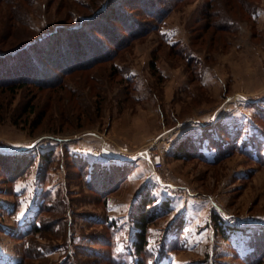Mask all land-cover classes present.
I'll return each mask as SVG.
<instances>
[{"label": "rangeland", "instance_id": "rangeland-1", "mask_svg": "<svg viewBox=\"0 0 264 264\" xmlns=\"http://www.w3.org/2000/svg\"><path fill=\"white\" fill-rule=\"evenodd\" d=\"M106 1L3 0L0 49L81 25ZM208 1L185 0L158 29L133 37L107 20L131 38L105 42L103 57L83 58L54 85L0 87V264L23 256V264H62L72 250V264H112L109 249L116 264H136L140 191L154 206L167 202L150 224L146 264H242L256 251L252 237L264 233V0ZM134 4L126 11L151 26ZM210 13L212 25L228 27L206 31ZM37 213L46 232L15 237Z\"/></svg>", "mask_w": 264, "mask_h": 264}, {"label": "trees", "instance_id": "trees-1", "mask_svg": "<svg viewBox=\"0 0 264 264\" xmlns=\"http://www.w3.org/2000/svg\"><path fill=\"white\" fill-rule=\"evenodd\" d=\"M2 1L3 0H0V2ZM183 1L185 0H107L102 3L98 10L93 11V13H91L92 15L85 17L88 21H83L84 23L81 25H67L65 23L58 26L56 30L49 31L50 33L46 35H38L35 41H27V43L22 42L20 45L18 44V47L6 52L0 49V87L7 89L10 93H16L19 89L25 88L30 84L40 86L54 85L62 79L65 73H69L76 68L84 66L79 63L83 58L89 59L93 57L90 61L92 64L103 57L99 56L98 51L100 52V49L104 48L105 42L109 43V40H112L113 44L121 45L126 43L129 38L146 31L150 27L158 29L165 16ZM213 1L214 0H211L206 3L208 7L212 8ZM132 3H135L134 7L140 6V8L142 7L148 10V13H146L149 15L148 17L153 20L151 26H149L147 22H142V20L138 18H133L132 14L126 11V8H130ZM103 7L104 9H102ZM211 15L213 14L210 13L204 25L206 31L209 28L215 30V28L222 29V27H228V25L225 24L212 25V21L210 20V17H212ZM107 20H116L124 24L126 27L125 30L131 37L121 38L118 31L112 29L114 28L112 21ZM100 22L103 23L102 26H100ZM141 24H143V26H141ZM110 25L112 28H110ZM86 26H89V30ZM134 27H139V29L132 30ZM95 32L104 39L101 40L99 36L95 35ZM118 40H120V42H118ZM41 44H48V48L41 49ZM49 65H53L52 67L54 68L49 67ZM36 66L38 68H36ZM151 66L156 68L154 60L151 62ZM38 74L41 77H39ZM232 146L235 147V145ZM45 157L47 156L43 154V158ZM10 171L11 170H9V172ZM95 179L96 178H94V180ZM140 196L141 197L138 198V201L134 205L135 209L132 211L134 214L133 222L136 226L133 238V253L136 256V264H146L145 254L149 245L150 234L148 230L150 224L161 215V211L164 209L163 205L167 202L163 201V203L161 202V205L157 207L153 205L155 198L151 197L146 191H140ZM39 218L40 214L37 213L30 227H24V225L18 224L13 235L15 237L26 238L27 236L35 234L43 235V233L46 232L43 231L44 224L42 227V225L36 223ZM182 225V220L177 219L176 227H181ZM221 232L225 239L229 238L230 234L227 231L223 230ZM255 235L256 237H252L253 240H251V245H254L253 248L257 249H255L256 251L252 254L250 253L249 256H240L239 258L242 259V264H264V233L261 236L257 233H255ZM66 242L69 243L67 240ZM107 242L109 243L108 239ZM73 251L74 250L68 252V259L63 261L62 264H72L70 256L74 253ZM113 254V250L109 249L106 255L112 264H116L117 261L112 257ZM74 260L75 259H73V261ZM23 262L24 256L18 264H23Z\"/></svg>", "mask_w": 264, "mask_h": 264}, {"label": "crops", "instance_id": "crops-1", "mask_svg": "<svg viewBox=\"0 0 264 264\" xmlns=\"http://www.w3.org/2000/svg\"><path fill=\"white\" fill-rule=\"evenodd\" d=\"M178 208H179L178 211L184 209L185 212H186V215L188 216L189 219H195L194 216L192 215V211H191V209L189 208V206H187V208H185L184 206H181V207H178Z\"/></svg>", "mask_w": 264, "mask_h": 264}]
</instances>
